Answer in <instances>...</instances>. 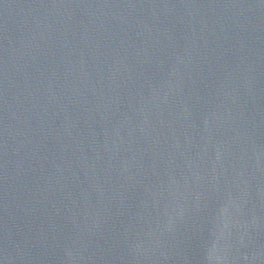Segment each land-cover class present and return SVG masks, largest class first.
Returning <instances> with one entry per match:
<instances>
[{
    "label": "water",
    "instance_id": "water-1",
    "mask_svg": "<svg viewBox=\"0 0 264 264\" xmlns=\"http://www.w3.org/2000/svg\"><path fill=\"white\" fill-rule=\"evenodd\" d=\"M0 264H264V0H0Z\"/></svg>",
    "mask_w": 264,
    "mask_h": 264
}]
</instances>
